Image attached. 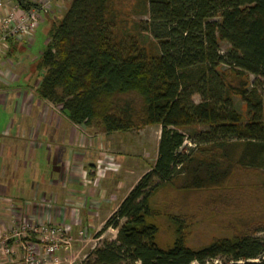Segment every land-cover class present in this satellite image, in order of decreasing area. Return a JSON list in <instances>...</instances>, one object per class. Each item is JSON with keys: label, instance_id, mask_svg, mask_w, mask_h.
<instances>
[{"label": "trees", "instance_id": "1", "mask_svg": "<svg viewBox=\"0 0 264 264\" xmlns=\"http://www.w3.org/2000/svg\"><path fill=\"white\" fill-rule=\"evenodd\" d=\"M136 4L148 20L126 29L115 0H68L49 20L36 63L38 97L71 124L104 134L160 130L153 165L96 234L116 230L115 240L94 249V264H264L262 238L244 232L193 249L170 214L173 242L160 248L152 221L161 213L151 206L166 186L213 191L237 170L264 174V100L258 81H249L264 78V0ZM220 42L229 46L223 55ZM234 97L245 104V119ZM186 129L192 148L184 150Z\"/></svg>", "mask_w": 264, "mask_h": 264}, {"label": "crops", "instance_id": "2", "mask_svg": "<svg viewBox=\"0 0 264 264\" xmlns=\"http://www.w3.org/2000/svg\"><path fill=\"white\" fill-rule=\"evenodd\" d=\"M2 1L0 19L16 5L15 0ZM58 9V3L53 4L38 30ZM37 34L29 43L9 40L0 51V233L24 216L64 225L72 238L79 230L90 237L134 186L136 161L125 157L129 147L121 146L119 133L73 125L38 97L41 73L36 63L45 47L36 43ZM157 146L158 140L155 158ZM104 155L118 162L117 173L97 174ZM109 232L116 237V230L108 228L97 239Z\"/></svg>", "mask_w": 264, "mask_h": 264}, {"label": "rangeland", "instance_id": "3", "mask_svg": "<svg viewBox=\"0 0 264 264\" xmlns=\"http://www.w3.org/2000/svg\"><path fill=\"white\" fill-rule=\"evenodd\" d=\"M67 1L57 0L54 4L58 3L60 7L58 10H61L66 7ZM115 7L119 9L123 23L126 24V29L133 27L134 23L148 20V16L141 12V8H138L136 0H115ZM58 10L56 13H58ZM56 13L54 10V14ZM50 24L51 22L46 23L39 30L36 29V33H38L36 43H39L41 49L47 44L46 33ZM141 37L146 42L151 40L145 34H141ZM228 49L229 46L225 42L219 43L220 54H225ZM221 69H225V67L222 66ZM249 81L252 83L258 81L257 87L264 100V78L249 77ZM192 100L197 103L200 98L196 95L192 97ZM233 103L236 110L245 119V104L241 102L239 97H234ZM196 129L201 130V127ZM183 133L185 135L184 150L192 148L190 143L192 130L186 129L183 130ZM159 134V128L151 126L118 136L121 138L120 141L123 142L121 146L129 147V152L125 157H131L134 159L133 162L136 161V164L133 165L134 173L131 181L137 182L143 175L142 170L145 167L152 166ZM118 151H121V149L119 148ZM130 152L132 153L131 156ZM43 174L44 171L39 176L40 180L43 178ZM263 185L264 174L240 169L235 171L228 184L219 190L182 192L173 187L161 188L151 201V206L161 213L155 221H152L158 227L157 245L162 249H166L173 242L174 226L166 217L167 214L182 222L186 246L193 249L205 246L215 239L228 238L244 232L264 240V230H262L264 229ZM7 232L8 230L5 231V233ZM113 240H115V235L111 232L101 240L97 239V235L84 236L81 239H77L75 235L72 238L69 252L60 250L58 253L61 261L59 264H94V249L100 247L105 241ZM13 249L18 250L15 245H13ZM17 255L19 256L20 253L17 252Z\"/></svg>", "mask_w": 264, "mask_h": 264}, {"label": "built area", "instance_id": "4", "mask_svg": "<svg viewBox=\"0 0 264 264\" xmlns=\"http://www.w3.org/2000/svg\"><path fill=\"white\" fill-rule=\"evenodd\" d=\"M26 1L30 4L27 9L20 8L15 1L12 10L5 12L0 19V51L7 48L9 40L31 42L36 29L51 13L57 0ZM2 2L0 0V7ZM104 159L97 174H115L119 171L120 166L111 155H104ZM76 236L81 239L85 233L79 230ZM71 241L69 229L64 225L43 224L23 216L12 223L7 233H0V264H59L61 261L58 253L60 250L69 252ZM12 244L18 248L17 251Z\"/></svg>", "mask_w": 264, "mask_h": 264}]
</instances>
